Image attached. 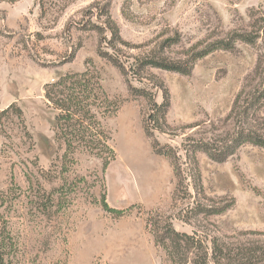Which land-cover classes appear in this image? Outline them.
Returning a JSON list of instances; mask_svg holds the SVG:
<instances>
[{
    "label": "rangeland",
    "instance_id": "obj_1",
    "mask_svg": "<svg viewBox=\"0 0 264 264\" xmlns=\"http://www.w3.org/2000/svg\"><path fill=\"white\" fill-rule=\"evenodd\" d=\"M41 3L0 0V235L7 264H174L155 246L151 221L195 235L202 249L192 260L264 264V147L245 144L221 163L198 153V170L186 155L200 143L223 156L241 135L264 139V0ZM107 7L120 39L98 19ZM217 46L229 49L197 59ZM100 52L118 58L128 76ZM154 62L193 69L185 75ZM87 68L98 70L118 106L104 120L116 157L104 172L100 159L78 153L61 174L56 113L44 86ZM129 84L148 95L132 98ZM160 85L170 91L171 108L166 133H154L176 152L181 184L144 132L152 102H162ZM12 104L22 118L2 113ZM40 189H59L49 211ZM104 195L126 214L103 210Z\"/></svg>",
    "mask_w": 264,
    "mask_h": 264
},
{
    "label": "trees",
    "instance_id": "obj_2",
    "mask_svg": "<svg viewBox=\"0 0 264 264\" xmlns=\"http://www.w3.org/2000/svg\"><path fill=\"white\" fill-rule=\"evenodd\" d=\"M43 1L41 5H43ZM45 6V4H44ZM98 19L102 20V24L106 26L114 39H120V29L117 23L112 19L109 8L101 10ZM90 30H98L103 32L104 29L98 25H91ZM240 41H247L240 36ZM251 43V42H249ZM219 49H229L228 47L217 46L209 52L201 54V59L210 53ZM100 55L110 62L113 66L121 70L126 76L128 71L118 58L105 52ZM195 61V60H194ZM149 65V64H148ZM151 65L168 71H174L182 74H189L193 69L191 65L189 72L186 68L179 64H156ZM133 75L138 79L143 78L140 70H135ZM162 90V102L156 104L152 102V114L144 122V132L150 141L153 152L167 158L174 170L175 176L181 184L183 182V171L181 169L179 158L176 152L168 145H162L155 137V130L166 133L164 126L167 124L166 118L171 108V94L167 87L160 85ZM128 90L132 98L143 97L148 95L146 90L138 89L129 84ZM44 97L49 107H51L56 115L53 123V132L55 135V143L58 149L62 151L60 157L61 174L68 173L76 163V155L85 153L96 157L102 161V170L107 171L108 166L115 160L116 153L112 146V136L104 126V120L113 112L118 110V106L106 94V91L100 78V73L95 68H87L81 73L65 74L58 78L57 81L48 83L44 86ZM14 113L22 118V110L15 104H12L3 114ZM1 114V115H3ZM253 144L264 147V139L251 135H241L236 139L225 155L218 156L207 144H196L192 148H186L187 160L192 161L195 170H198L197 154L203 153L216 162H225L229 157L245 144ZM58 190L50 192L40 189L38 197L46 211H49L54 205V197ZM99 204L106 212L116 216H123L126 210H117L107 202L106 195L102 196ZM149 226L151 230L149 229ZM148 229L154 237V243L157 248L165 252L168 261L178 263H188L192 260L193 251L202 249L201 241L195 240V235L191 236L186 233L177 232L171 221L162 223L160 221H151L147 224ZM4 235H0V264H7V243ZM199 245V246H197ZM197 246V247H196ZM194 264H209V260L204 263L198 260H192Z\"/></svg>",
    "mask_w": 264,
    "mask_h": 264
},
{
    "label": "water",
    "instance_id": "obj_3",
    "mask_svg": "<svg viewBox=\"0 0 264 264\" xmlns=\"http://www.w3.org/2000/svg\"><path fill=\"white\" fill-rule=\"evenodd\" d=\"M109 167V166H108ZM108 169V168H107ZM108 202V201H107ZM109 204V203H108ZM111 207V206H110ZM114 209H116V208H114ZM117 210H122V209H117Z\"/></svg>",
    "mask_w": 264,
    "mask_h": 264
}]
</instances>
